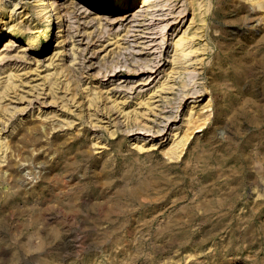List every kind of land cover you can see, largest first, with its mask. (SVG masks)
I'll return each mask as SVG.
<instances>
[{
  "label": "rangeland",
  "instance_id": "1",
  "mask_svg": "<svg viewBox=\"0 0 264 264\" xmlns=\"http://www.w3.org/2000/svg\"><path fill=\"white\" fill-rule=\"evenodd\" d=\"M14 1L25 8L27 0ZM97 1L76 0L70 18L48 11L45 31L32 35L34 50L0 62V73L11 67L23 82L11 104L19 111L0 123V137L26 145L25 165L0 173V264H264V27L255 10L242 0H204L203 70L183 73L177 89L157 102L166 112L148 119L161 135L140 130L128 136L122 115L142 108L135 105L138 91L145 94L170 66L172 41L191 18L189 0H175L161 12L157 4L131 23L130 14L142 10L138 0L125 4L132 10L122 23L114 14L97 19ZM5 4L8 15L13 1ZM114 34L120 45H111ZM57 35L66 37L65 63L73 58L71 45L78 49L71 66L77 98L90 88L99 92L91 107L97 123L90 122L86 98L82 116L76 104L66 110L49 95L34 98L47 92L43 76L46 68L53 71L50 60L57 63ZM30 36L13 48H29ZM183 83L195 92L191 96L201 94L195 104L211 100L213 117L171 161L162 150L192 101L185 98L178 107ZM51 111L53 123L46 124L53 126L45 135L22 137L25 122ZM40 146L47 152H32ZM3 163L15 166L12 159Z\"/></svg>",
  "mask_w": 264,
  "mask_h": 264
},
{
  "label": "bare ground",
  "instance_id": "2",
  "mask_svg": "<svg viewBox=\"0 0 264 264\" xmlns=\"http://www.w3.org/2000/svg\"><path fill=\"white\" fill-rule=\"evenodd\" d=\"M8 1L11 0H0V42H2L0 44V62L4 59H7L6 61L10 62L11 60H14L16 58H21L25 56L27 52L34 50L36 45V38L32 35L36 34L38 36L41 32L45 31L43 22L46 20V14L48 11L52 10L56 16V19L61 18V15L63 14L62 12H64V15L67 18H70L71 12H73L74 10H70L69 7L72 6V8L75 9V6L77 5V3H75L76 0H65L60 3L55 0H27L24 4L25 8L23 9L22 6L17 7L19 4L18 1L15 2L14 0H12L13 6L11 9L9 8L10 14L7 15V6L5 3ZM91 1L92 0H79L80 3L84 4H89ZM135 1L137 0H98L94 6V10H99L102 15L96 14L95 16L100 20L104 17V14H114L116 18H118L122 23L129 17L130 10H132V7L125 10V8L127 7L125 6V4L128 3V5L133 6ZM173 1L175 0H138L136 6H141L142 10L138 13L130 14L131 16L128 23L135 22L136 20H142L150 13L148 12L149 9L157 4L162 3V7L156 9L157 12L166 10L167 8L165 7L172 5ZM242 2L250 4V6L255 10L254 13L257 14V21L255 20L256 23L258 22L264 27V0H242ZM29 7L33 13H31ZM187 7L188 5L186 2V8H184V11L187 10ZM189 8L191 9V18L188 25L184 28L181 34L177 38H174L172 41L174 53L170 57V66L165 70L159 82L152 86L145 94H143L142 90L138 91V101L135 103V105L142 106V108L138 110V108H136L135 106L133 110L125 112L122 107H119V103L115 99L113 100L114 103L111 104L114 105L118 110L122 109L120 111L121 114L124 111V114L122 115L124 117L122 123L127 120L126 128L128 136L143 133L140 130H144V132L146 131L145 133L152 131L153 133L151 134L156 136L161 135L160 132H163V129L157 126L155 130V126L151 125L153 121L149 120L151 115H155L156 111L160 112V114L166 112L160 104H157V102L162 101L163 99H168L167 96L162 95L171 94L175 89H177L175 84L178 81L177 79L181 78V75L183 73L193 72V74H196L195 72L198 70L197 73L200 74L203 70V56L207 50V43L204 42L206 24L204 0H189L188 10ZM17 10L19 11L17 12ZM178 13H183V11ZM14 15L16 16L14 17ZM129 27L130 26H128V30L126 31V33L129 32ZM58 32H60V29L58 30ZM30 34L31 39L29 38V48H25L23 46L22 48L18 45L17 47L13 48L14 43ZM73 36V34H70L69 38H73ZM62 37V35H57L56 37L58 39V46L57 51L54 55L56 56L57 63L54 64L53 61L50 60V63H48L47 66L49 67L52 65L53 71L50 72L51 69L46 68L45 71L47 73L43 76V80H45V82L47 83V92H38V94H35L34 98H38L39 96H41V94L49 95L51 96L52 100H60L62 107L66 110H70V103L76 104L79 107V116H82L85 110L83 109L82 99L86 98V109L89 110V118H91L92 120L90 122L97 123L92 118V116H94L95 114L91 112V107L98 103V100L100 99L99 92H97L94 88H90L85 92V94H83V98H77V96L79 95V90L76 88V81L72 78L71 66H73L74 61L77 58L76 50L78 49H75V44L72 43L73 45H71L72 47H70L72 50L70 51H72L73 58L71 59L69 64L65 63L63 58V47L66 37L65 39H63ZM120 39L118 34H114L111 38V40H113L111 45H120ZM108 40H110V38H107V41ZM72 41L74 40H71V42ZM103 46L104 44H99L94 47ZM105 49L106 47L103 49L99 48V51H104ZM34 70L36 71V68L32 71ZM150 72L154 74L156 70H150ZM1 74H4L5 76H2ZM21 76L22 75H20L19 72L14 71L11 67L0 73V123L4 125H7V123L12 121L15 118V114L19 111V108L17 106H11V104L13 103L12 100L13 98H15V95L19 96L20 94L19 91L20 88H22L21 83H23L20 79ZM193 78H195V75ZM189 81H191V79ZM150 83L151 82H149L147 85H149ZM36 87H38V85ZM179 88L181 93L179 94V97L176 98L179 102L178 107L181 106V103L185 98L187 99L191 97L192 101L189 103L188 108L183 115L181 125L174 127L171 130L172 132H170V142L168 146H166V148L162 150L164 156H166V158L171 161L173 159H178L181 156L183 151L187 148V145L189 144L192 137L196 133L202 132L207 124L210 123L213 117L211 112V100L209 98L202 104H195V102H197L196 98L198 99L201 94L191 96L190 94H193L195 92L192 91V88H188V85L186 83H183V85H181ZM81 89L85 91L86 88L84 89L83 87ZM58 91H62L63 94L58 96ZM66 95H68V98H66ZM23 97L24 96L21 93L19 98ZM39 109L40 108L38 107V110ZM103 109H105V107L101 108L100 110L102 111ZM133 111L134 114H132ZM40 112L36 117V121L25 122L28 124H26V126L22 129L23 131L26 128L22 134V137L24 136V138L26 139H32L31 136H37L38 134L42 133L44 134L47 132L49 127L51 128L53 126V124H50V126H48L46 123H53L51 119L55 117L56 111H51L45 114H40ZM177 115L178 113L174 116L173 114H170L166 116V118H163V121L165 120L164 124H166V122L168 121H170V123L175 121ZM60 123H63V121H60ZM29 124H32V126H30ZM7 137V135L4 138L0 137V173L6 170H12L14 168L18 169L21 165H25L20 161H22L21 155L25 151L26 145L23 144L22 146H19L15 144L16 137L14 139H7ZM8 149H10L9 153L7 152ZM139 149L142 150L143 146H139ZM31 150L33 153L35 152V150H37L39 151V154L47 152L44 150V148L41 149V146L38 148H32ZM149 150L150 149H148V151ZM6 152L8 153V156H6ZM13 156L15 159L13 158ZM16 158H18V160ZM6 159H12V161L15 162V166H13L12 163H3Z\"/></svg>",
  "mask_w": 264,
  "mask_h": 264
}]
</instances>
